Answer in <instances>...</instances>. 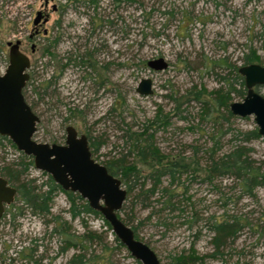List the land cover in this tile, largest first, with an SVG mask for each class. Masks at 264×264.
<instances>
[{
  "label": "rangeland",
  "instance_id": "rangeland-1",
  "mask_svg": "<svg viewBox=\"0 0 264 264\" xmlns=\"http://www.w3.org/2000/svg\"><path fill=\"white\" fill-rule=\"evenodd\" d=\"M43 2L0 0V74L8 65L7 42L21 40L29 71H34L26 91L42 89L58 77L42 100L34 95L40 121L33 139L62 144L65 128L72 126L89 143L101 145L92 155L96 162L124 158L136 163L140 156L135 146L142 148L138 140L145 139L144 133L151 135L163 158L181 170L188 168L172 185L163 179L171 200L159 191L142 202L134 190L120 216L136 227L160 264H264V189L257 187L248 195L233 176L209 180L205 173L211 158L218 160L237 148L264 172L263 138H246L257 129L253 116L229 118L223 109L215 111L213 101L216 92L230 95V103L243 100L232 91L241 90L235 70L244 66L250 51L259 57L256 64L264 66V0H53L31 55V21ZM52 4L61 6L59 12L51 11ZM54 38L59 39L57 46ZM159 57L168 67L149 69L147 61ZM89 62L101 73L98 93L94 74L86 68ZM145 78L152 80L153 93L141 96L136 88ZM255 91L264 96V86ZM13 149L0 147V161L18 162ZM138 168L143 174L150 170ZM26 176L37 184L47 180L34 167ZM69 208L67 196L57 192L49 214L23 220L20 234L10 227L0 240V264H20L14 259L18 254L27 264L33 246L34 264H66L79 252L86 254L85 264H142L119 244L104 220L85 214L71 219ZM24 214L23 219L33 217L29 209ZM223 220H238L240 228L216 251L211 227ZM54 227L76 242L80 236L83 249L78 244L67 248V235Z\"/></svg>",
  "mask_w": 264,
  "mask_h": 264
},
{
  "label": "water",
  "instance_id": "water-1",
  "mask_svg": "<svg viewBox=\"0 0 264 264\" xmlns=\"http://www.w3.org/2000/svg\"><path fill=\"white\" fill-rule=\"evenodd\" d=\"M41 12L36 13L34 26L42 20ZM45 18L43 22H46ZM8 65L0 74V136L10 140L23 155L30 157L33 167L51 176L63 190L78 193L90 208L100 212L111 226L112 232L125 246L130 255L142 264H160L155 252L134 235L132 228L118 215L125 201L127 191L119 177L96 162L84 135H77L72 126L65 128L64 145L40 143L33 139L39 118L26 103L22 91L28 81L29 59L19 51V41L8 42ZM153 71H164L168 64L159 57L147 61ZM246 89L241 102L229 104L233 116H253L258 134L264 138V96L254 89L264 86V66L249 64L239 67ZM153 82L149 78L140 80L136 93L152 95ZM0 191L9 201L15 189L6 186L0 177Z\"/></svg>",
  "mask_w": 264,
  "mask_h": 264
},
{
  "label": "trees",
  "instance_id": "trees-1",
  "mask_svg": "<svg viewBox=\"0 0 264 264\" xmlns=\"http://www.w3.org/2000/svg\"><path fill=\"white\" fill-rule=\"evenodd\" d=\"M49 48L50 47L47 46L45 49V52L48 54ZM258 61L259 57L255 54L254 51H250L249 55H246L244 57V65H249ZM235 71L237 72L238 70ZM235 75L239 79V86L241 87V90H234L232 91V93L236 92L237 95L243 97L245 94L243 79L240 77L238 72ZM51 85L52 81L50 79L49 81H47V85L45 87H42V89L40 86L34 87L35 97H37L38 100H42V98L47 95V90ZM213 101L214 106L216 107L215 111H218V109H223L227 113V116L229 118L233 117V115L228 110V106L231 101L230 95H219V93L216 92ZM163 125H167V121H165ZM139 136L140 135H138V137ZM142 136H146L144 137L145 139L141 141L138 140L139 142H142V148H138L137 146H135V153H137L136 155L138 157L140 156L136 163H129L125 161L124 158L108 161L104 164L102 163V165H104L111 174L119 176L123 186H125L127 195L123 205H125V203L128 201L129 196L133 194L134 190H137L135 197L137 199H141L142 202H145L150 197L158 194L159 191H161L162 196L166 195L167 200H171V198H173V195L168 187L162 186L163 179L167 178L169 180L168 185H172L176 181V179L179 178L182 173L185 172L188 168L187 165H184L183 170H181L182 168L180 169L176 162H172L169 159L163 158L162 155L158 153V149H156L152 145V136L147 135L146 133L142 134L141 137ZM246 136L247 140L262 138L258 134L257 129L248 133ZM6 145L14 148L10 140H8L6 137L0 136V147H3L4 149ZM100 146V144L96 145L93 142L90 143L92 155L99 150ZM18 154L20 157L19 161L16 163H3L0 161V173L6 175L8 180L13 182L17 186L20 198L24 202L30 204L31 206H34V214H49L51 203L55 194L57 192H62L67 196L70 202L69 212L71 219H75L76 217H80L82 214H85L94 215L104 220L100 212L90 208L87 201L83 200V198L79 194L63 190L58 184L53 181L50 175L45 173L47 175V180L39 184L36 183L35 178L34 180L25 179L28 170L33 167V162L30 157H27L22 153ZM244 154L245 153L241 148H237L234 151L223 155L218 160L211 158L209 165L205 169L206 177L209 180H212L218 176H233L238 182L242 191H244V193L248 195H253V191L257 187H261L264 189V172L261 171L259 167L252 166V164L250 163V158H248ZM139 164L149 167V172L147 174H143L141 169L138 168ZM123 208L124 206H122L121 210H123ZM118 215L120 216V212ZM122 220L127 225H129V219L122 218ZM105 223L110 227L107 221H105ZM129 226L132 228L135 237L139 239L136 233V227L133 225ZM211 228L215 233L213 237V245L215 247V250L218 251V249L222 246L223 242L226 239L234 237L236 235L237 231L240 228V224L238 220H233L232 222L223 220L221 222L216 221ZM57 230L58 229L54 227V231L56 232ZM62 233L67 235L65 239L67 248L70 246H76L78 242L74 241L71 235L66 232ZM88 234L89 237H92L93 233L89 232ZM116 239L118 240V238ZM119 244L122 243L119 241ZM85 255V253L79 252L78 254L73 255L66 262V264H85Z\"/></svg>",
  "mask_w": 264,
  "mask_h": 264
},
{
  "label": "flooded vegetation",
  "instance_id": "flooded-vegetation-1",
  "mask_svg": "<svg viewBox=\"0 0 264 264\" xmlns=\"http://www.w3.org/2000/svg\"><path fill=\"white\" fill-rule=\"evenodd\" d=\"M51 1H53V0H44V2H43V5L40 7V11H37V12H41L42 13V16H43V18H42V20L40 21V23L37 25V26H34V24H33V22H34V19L31 21V23H32V27H31V31H30V33H29V35H28V40H29V42H31V46H30V54L31 55H34V53L36 52V45L34 44V41L37 39V37L40 35V28L44 25V24H46L47 22H48V20H49V16H48V14L46 13V11H47V8H48V4H49V2H51ZM61 9V6H59V5H55V4H52L51 5V11L53 12V13H57V12H59V10ZM36 12V13H37ZM35 17H36V14H35ZM47 19V21L46 22H43V20L44 19ZM43 34L45 35L46 34V31H44L43 32ZM16 41H19V51L23 54V55H25L28 59H29V57H28V55H26L24 52H23V50L21 49L23 46H24V43L21 41V40H16ZM15 41V42H16ZM53 41V46H57L58 45V43H59V39H53L52 40ZM14 42V43H15ZM8 43V42H7ZM6 47L8 48V50H9V47L7 46V44H6ZM52 49H54V48H52ZM98 51H96V53H97ZM2 53V52H1ZM88 55V54H87ZM86 55V56H87ZM2 59V54H0V60ZM51 59L53 60V59H55V57L54 56H51ZM83 59V58H82ZM84 59H85V57H84ZM88 60H90V59H88ZM29 61H30V59H29ZM84 61V60H83ZM82 61V64L84 63ZM252 64H256V63H252ZM260 65V64H259ZM83 67H84V65H82ZM262 66V65H261ZM88 70H89V72H90V74L91 73H93L94 74V82H93V84L95 85V88H96V92L95 93H98L99 91H100V89H101V87H102V83L100 82V83H98L99 81H98V78H101V73H99V70H98V65H96V64H94V65H92V64H90V62L88 63V65H87V67H86ZM31 69V62H30V67H29V69L27 70V73H28V81L30 80V78H32V80L34 79V71L32 70V74H31V72L29 71ZM64 69V68H63ZM241 77V76H240ZM57 78L58 77H55V76H53L52 77V79H51V81H52V85H55L56 83H57ZM242 78V77H241ZM243 79V78H242ZM28 81L26 82V85H25V87H24V89H23V91H22V94H23V96H24V99H25V101H26V103L30 106V108H31V110H32V112L34 113V107H35V104H34V88H33V91H31V93L27 90L26 91V89L28 88L27 87V83H28ZM243 82H244V80H243ZM258 87V86H257ZM244 88H245V85H244ZM256 88V87H255ZM38 90V89H37ZM255 90V89H254ZM245 94H246V89H245ZM245 94H244V96H243V98L245 97ZM36 100L37 101H39L38 99H37V97H36ZM36 101V102H37ZM229 110V109H228ZM35 114V113H34ZM36 115V114H35ZM39 118V117H38ZM39 121H40V119H39ZM77 135H78V133H77ZM78 136H80V135H78ZM65 138H66V133H65ZM87 138V137H86ZM9 140V139H8ZM88 140V143H89V139H87ZM64 143H65V140L63 141V143L62 144H57V145H64ZM49 144V143H48ZM51 144H54V143H51ZM89 147H90V143H89ZM15 152H17V153H21V152H19V151H17V149L14 147V149H13ZM90 151H91V153H92V149L90 148ZM45 173V172H44ZM47 174V173H46ZM0 177H2V178H4L5 180H6V186H9V187H13L14 189H15V192L13 193V195L11 196V198L9 199V201H5L6 199H7V197L8 196H6L5 195V193L4 192H1L0 191V240H2V238L7 234V231H8V229H10V227H11V229L15 232V234H17L16 232H18L19 234H20V232H21V228L20 227H22L23 226V220H30L31 222H32V220H34V206H31L30 204H27L26 202H24L21 198H20V194H19V192H18V188H17V186L13 183V182H11V181H9L8 180V178L6 177V175H3V174H1L0 173ZM27 177V176H26ZM27 179V178H26ZM32 179V178H31ZM28 180V179H27ZM74 193V192H73ZM78 194V193H77ZM83 200H85V199H83ZM27 209H29L30 210V212H31V214L33 215V217H30V218H28V217H26V219H23V217H21L22 215L24 216L25 214L24 213H26L27 212ZM25 216H27V214L25 215ZM76 218H79V217H76ZM75 218V219H76ZM106 221V220H105ZM57 228V227H56ZM58 229V228H57ZM53 231H54V228L52 229ZM55 232V231H54ZM56 232H58V233H60V234H63L62 232H60V231H56ZM67 233V232H66ZM65 235V234H64ZM78 238H80V241L77 243L78 244V246L77 247H79V249H83V245H82V238L80 237V236H78ZM117 238V237H116ZM83 240H85V239H83ZM81 253V252H80ZM84 253V252H83ZM19 254H18V257H16V258H14L15 259V262H18V260H20V264H22L21 263V259L22 258H19ZM21 257V256H20ZM13 259V260H14ZM26 259V262L25 263H29V264H34V246H33V248H32V256H31V259L29 260V259H27V258H25Z\"/></svg>",
  "mask_w": 264,
  "mask_h": 264
}]
</instances>
